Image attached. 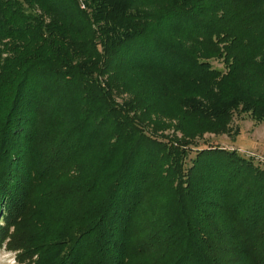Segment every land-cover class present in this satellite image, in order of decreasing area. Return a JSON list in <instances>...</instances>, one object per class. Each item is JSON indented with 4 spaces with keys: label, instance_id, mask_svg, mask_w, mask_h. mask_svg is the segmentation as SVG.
Returning a JSON list of instances; mask_svg holds the SVG:
<instances>
[{
    "label": "trees",
    "instance_id": "obj_1",
    "mask_svg": "<svg viewBox=\"0 0 264 264\" xmlns=\"http://www.w3.org/2000/svg\"><path fill=\"white\" fill-rule=\"evenodd\" d=\"M139 3L0 0V244L27 264H264V166L158 135L114 93L125 67L144 108L263 121L264 0Z\"/></svg>",
    "mask_w": 264,
    "mask_h": 264
},
{
    "label": "rangeland",
    "instance_id": "obj_2",
    "mask_svg": "<svg viewBox=\"0 0 264 264\" xmlns=\"http://www.w3.org/2000/svg\"><path fill=\"white\" fill-rule=\"evenodd\" d=\"M172 0H137L139 4L144 5L150 10L153 8H161L169 5ZM173 36L179 35L177 31H167ZM189 39V38H188ZM190 48L197 52H207L206 47L202 43L191 42ZM240 52V51H239ZM214 67L224 69L222 60L215 59L212 61ZM124 69V70H123ZM119 72L117 80L119 87L115 88V95L118 101L126 103H135L140 107V116L148 128L158 135L167 137H176L179 139L189 140L197 143L201 148L207 146H221L227 149H237L242 156L253 159L260 166H264V120L256 121L253 116L248 112L235 111L232 116V122L228 125L225 132L223 130H214L209 128L204 120L197 117L185 116V119L180 117L182 113L174 101L169 102L165 99H159L153 96L151 99L145 97L144 101L146 110L141 106L142 98L138 96L139 91L127 88L128 85H122L129 79V69L122 68ZM133 74L131 73V76ZM166 77V75H164ZM246 77V76H245ZM245 79V78H244ZM166 79L162 77V81ZM225 85L228 83H224ZM126 87V88H125ZM138 89H140L138 87ZM201 101V99H195ZM195 149L192 156L195 154ZM5 223L3 217L0 216V225ZM12 230V228H11ZM8 239L0 244V264H27V261H20L18 258L19 251L12 250L7 245Z\"/></svg>",
    "mask_w": 264,
    "mask_h": 264
}]
</instances>
